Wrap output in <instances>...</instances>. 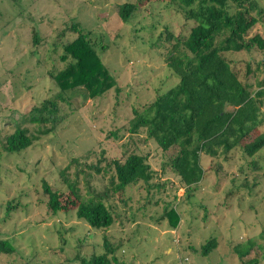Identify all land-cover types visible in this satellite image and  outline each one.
<instances>
[{"label":"rangeland","instance_id":"374dc122","mask_svg":"<svg viewBox=\"0 0 264 264\" xmlns=\"http://www.w3.org/2000/svg\"><path fill=\"white\" fill-rule=\"evenodd\" d=\"M256 1L264 8V0ZM124 2L138 7L128 21L118 15ZM261 17L251 34L264 36V12ZM71 22L91 31L96 47L107 45L99 54L119 89L89 98L78 87L54 130L39 135L40 125L28 122L22 125L38 135L28 148L8 153L0 147V238L11 239L15 247L10 254L0 253V264H77L78 249L86 256L104 250L103 235L109 242L122 240L116 253L123 264H244L233 246L247 239L254 246L244 261L256 258L252 264H264V148L254 155L257 168L239 150L204 154L203 178L187 194L168 165L177 147L163 151L144 128L128 130L133 108L141 109L178 80L165 53L193 22L167 0H0V138L58 91L51 73L66 64L60 54L62 43L75 35L68 30ZM225 56L239 79L255 89L264 77V49ZM133 150L147 155L156 170L153 181L161 184L150 191L142 182L129 186L126 204L116 203L122 222L95 229L73 210H47L43 181L65 189L66 176L77 180L85 194L99 191L112 174L107 164ZM170 206L180 215L175 227L163 216ZM212 237L217 245L203 255L201 246Z\"/></svg>","mask_w":264,"mask_h":264},{"label":"trees","instance_id":"16d2710c","mask_svg":"<svg viewBox=\"0 0 264 264\" xmlns=\"http://www.w3.org/2000/svg\"><path fill=\"white\" fill-rule=\"evenodd\" d=\"M167 2L176 5L184 17L193 22L188 33L176 38L165 53L164 61L178 80L157 93L141 109L134 107L128 130L137 132L144 128L146 137L152 138L163 151L170 146L177 147V155L168 165L184 184L185 192L190 194L203 178L205 169L201 159L204 154L218 156L239 150L245 156L252 157L250 166L259 167L254 155L264 148V77L256 80L255 89H250L249 84L239 79L225 52L264 49V36L250 33L262 18L264 8L256 0ZM137 10L135 3L124 2L118 7V15L121 20L128 21ZM68 30L75 35L62 43L60 60L66 64L51 73L58 91L53 97L31 107L22 117V123L16 124L11 132L0 138V147L5 152H20L38 138L22 124L38 123L39 135L54 130L68 114L63 113L62 107H70L76 88L83 87L86 91L83 95L94 98L115 87L116 80L103 63L98 50H103L107 45L104 47L97 43L99 46L96 47L93 33L83 30L78 22H71ZM32 37V42L36 44L39 40L36 30H33ZM261 63L262 59L254 72ZM247 69L250 70L249 65ZM118 89L115 87V90ZM253 131L256 134L251 136ZM244 138L248 140L242 143ZM125 153L123 159L115 158L107 164V170L111 168L112 174L99 191L87 189L85 194L77 180L66 179V176L65 189L52 188L43 181L47 210L53 214L73 210L78 219L95 229H106L115 222H122L116 206L120 202L126 204L125 194L129 186L142 182L144 188L150 191L161 184L153 181L156 170L150 165L146 154L135 150ZM95 170L99 173L101 169L97 166ZM152 195H147L149 201L154 199ZM111 197L117 201H112ZM163 216L168 218L172 227L180 219L173 206L165 207ZM103 236L104 250L101 253L92 252L86 256L78 249L73 257L74 262L123 264L116 253L123 244L122 240L109 242L106 235ZM216 245V238L208 239L201 246L202 254H208ZM253 246L254 241L247 239L236 243L233 250L244 264H252L257 261L256 258L244 261V257ZM14 250L11 239L0 238V253L10 254Z\"/></svg>","mask_w":264,"mask_h":264}]
</instances>
